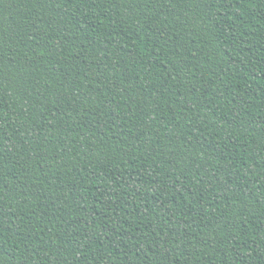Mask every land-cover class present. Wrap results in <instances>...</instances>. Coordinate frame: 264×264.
Masks as SVG:
<instances>
[{
  "label": "trees",
  "instance_id": "obj_1",
  "mask_svg": "<svg viewBox=\"0 0 264 264\" xmlns=\"http://www.w3.org/2000/svg\"><path fill=\"white\" fill-rule=\"evenodd\" d=\"M0 264H264V0H0Z\"/></svg>",
  "mask_w": 264,
  "mask_h": 264
}]
</instances>
